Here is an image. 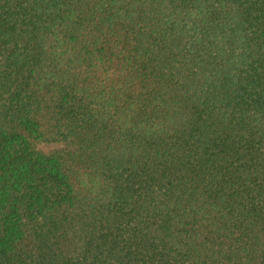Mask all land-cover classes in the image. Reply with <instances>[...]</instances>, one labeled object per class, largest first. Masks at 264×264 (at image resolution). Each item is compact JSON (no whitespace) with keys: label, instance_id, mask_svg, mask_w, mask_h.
<instances>
[{"label":"trees","instance_id":"16d2710c","mask_svg":"<svg viewBox=\"0 0 264 264\" xmlns=\"http://www.w3.org/2000/svg\"><path fill=\"white\" fill-rule=\"evenodd\" d=\"M0 264H264V0H0Z\"/></svg>","mask_w":264,"mask_h":264}]
</instances>
